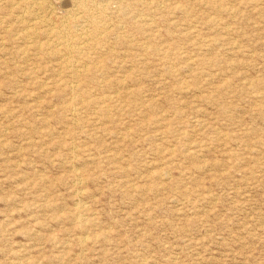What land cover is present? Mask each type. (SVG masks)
I'll return each instance as SVG.
<instances>
[{
  "label": "rangeland",
  "instance_id": "374dc122",
  "mask_svg": "<svg viewBox=\"0 0 264 264\" xmlns=\"http://www.w3.org/2000/svg\"><path fill=\"white\" fill-rule=\"evenodd\" d=\"M212 1L0 0V264H264V1Z\"/></svg>",
  "mask_w": 264,
  "mask_h": 264
},
{
  "label": "bare ground",
  "instance_id": "6f19581e",
  "mask_svg": "<svg viewBox=\"0 0 264 264\" xmlns=\"http://www.w3.org/2000/svg\"><path fill=\"white\" fill-rule=\"evenodd\" d=\"M2 1V0H1ZM107 1V0H106ZM143 1V0H142ZM189 1V0H188ZM192 1V0H191ZM195 1V0H194ZM210 0H208V2H209ZM212 1V0H211ZM214 1H216V0H214ZM214 1H212V2H214ZM218 1V0H217ZM224 1V0H223ZM222 1V2H223ZM234 1V0H233ZM242 1V0H241ZM250 1V0H249ZM248 1V2H249ZM259 2H260V0H258ZM264 1V0H263ZM62 2V1H61ZM152 2H154V1H152ZM203 2V1H202ZM202 2H200L201 4H202ZM226 2V3H225ZM18 3V2H17ZM17 3H15V4H17ZM65 3V2H64ZM158 3H159V1H158ZM157 3V4H158ZM176 3V2H175ZM197 3V2H196ZM210 3V2H209ZM224 3L225 4H227V1H224ZM232 3H235V2H232ZM239 3V2H238ZM30 4V3H29ZM63 4V3H62ZM76 4L78 5V6H82L83 8H86V7H88V2H87V0H76ZM98 4V3H97ZM122 4H124V3H122ZM179 4V3H178ZM189 4V3H188ZM188 4H187V6H188ZM217 4H219V3H217ZM220 4H222L221 2H220ZM248 4V3H247ZM257 5H258V3H256ZM263 4H264V2H263ZM32 5V4H31ZM30 5V6H31ZM48 5H50V4H48ZM68 5H69V3H68ZM181 4H179L178 6L179 7H181L180 6ZM207 5V4H206ZM216 5V4H215ZM230 5V4H229ZM229 5H225V7L226 6H229ZM236 5V4H235ZM235 5H232V6H235ZM241 5V4H240ZM239 5V6H240ZM250 5H252V4H250L249 3V6ZM260 5V4H259ZM16 6V5H15ZM63 6H65V4L63 5ZM99 6H101V5H99ZM155 6H156V4H155ZM197 6H198V4H197ZM196 6V7H197ZM202 6H203V4H202ZM205 6V5H204ZM208 6V5H207ZM210 6H212V4L210 5ZM214 6V5H213ZM220 6H222V5H220ZM231 6V5H230ZM256 6V5H255ZM49 7V6H48ZM47 7V8H48ZM192 7V6H191ZM193 7H195V5L193 6ZM201 7V6H200ZM209 7V6H208ZM216 7H219V5L218 6H216ZM225 7H223V9H224V11H226V9H225ZM242 7V6H241ZM253 7V6H252ZM252 7H251V9H252ZM40 8V7H39ZM64 8V7H63ZM150 8H152V7H150ZM184 8V7H183ZM202 8V7H201ZM259 8V7H258ZM257 8V9H258ZM180 9V8H179ZM179 9H177L178 11L177 12H179ZM186 9H187V7H186ZM186 9H185V14L187 13V11H186ZM207 9H209L210 10V8H207ZM213 9V8H212ZM243 9V8H242ZM249 8H247V10H248ZM250 9V10H251ZM256 9V10H257ZM52 10V9H51ZM85 10V9H84ZM89 10V9H88ZM142 10V9H141ZM217 10V9H216ZM234 10V9H233ZM246 10V9H245ZM259 10V9H258ZM77 11V10H76ZM169 11V10H168ZM183 11V10H182ZM215 11V10H214ZM227 11H229V10H227ZM237 11V10H236ZM235 11V12H236ZM239 11V10H238ZM252 11V10H251ZM204 12V11H203ZM218 12V11H217ZM257 12V11H256ZM18 13V12H17ZM44 13V12H43ZM78 13V12H77ZM173 13H174V11H173ZM192 13V12H191ZM200 13V12H199ZM207 13V12H206ZM216 13V12H215ZM259 13V12H258ZM261 13H263V12H261ZM176 14V13H175ZM183 14V13H182ZM182 14H180V15H182ZM194 14V13H193ZM200 14H203V13H200ZM238 14V13H237ZM236 14V15H237ZM35 14L33 13V16H34ZM62 15H64V14H62ZM66 15V14H65ZM107 15V14H106ZM179 15V14H178ZM187 15V14H186ZM205 15V14H204ZM211 14H207V16H210ZM32 16V15H31ZM37 16V15H36ZM167 16V15H166ZM172 16V15H171ZM219 16V15H218ZM220 16H221V14H220ZM21 17V16H20ZM48 17V16H47ZM76 17V16H75ZM168 17V16H167ZM173 17V16H172ZM182 17V16H181ZM163 18V17H162ZM186 18V17H185ZM187 18H188V16H187ZM261 18V17H260ZM32 19V18H31ZM38 19V18H37ZM47 19V18H46ZM67 19V18H66ZM95 19V18H94ZM181 19V18H180ZM203 19H205V17L203 18ZM209 19V18H208ZM244 19H246V18H244ZM263 19V18H262ZM171 20V19H170ZM188 20V19H187ZM196 20V19H195ZM194 20V21H195ZM243 20V19H242ZM95 21V20H94ZM184 21V20H183ZM207 21H210V20H207ZM211 21H212V19H211ZM210 21V22H211ZM221 21V20H220ZM0 22H1V20H0ZM30 22V21H29ZM43 22V21H42ZM53 22V21H52ZM214 22V21H213ZM17 23V22H16ZM95 23H96V21H95ZM120 23V22H119ZM249 23V22H248ZM47 24V23H46ZM109 24V23H108ZM144 24V23H143ZM142 24V25H143ZM147 23H145V25H146ZM190 24V23H189ZM206 24V23H205ZM205 24H203V25H205ZM213 24V23H212ZM167 25V24H166ZM170 25V24H169ZM202 25V26H203ZM208 25V24H207ZM215 25V24H214ZM228 25V24H227ZM227 25H226V27H227ZM47 26H50V25H47ZM144 26V25H143ZM150 26V25H149ZM185 26V25H184ZM190 26V25H189ZM201 26V27H202ZM209 26V25H208ZM8 27V26H7ZM27 27V26H26ZM29 27V26H28ZM44 27V26H43ZM64 27V26H63ZM86 27V26H85ZM204 27H206V25L204 26ZM203 27V28H204ZM209 27H211V25L209 26ZM31 28H32V26H31ZM97 28V27H96ZM148 28V27H147ZM182 28H183V25H182ZM192 28V27H191ZM215 28V27H214ZM53 29V28H52ZM143 29V28H142ZM217 29V28H216ZM146 30V29H145ZM181 30V29H180ZM198 30V29H197ZM204 30V29H203ZM167 31V30H166ZM69 32V31H68ZM168 32H169V30H168ZM37 33V32H36ZM60 33V32H59ZM62 33V32H61ZM206 33V32H205ZM212 33V32H211ZM233 33H235V32H233ZM84 34V33H83ZM178 34V33H177ZM177 34H175V35H177ZM208 34V33H207ZM183 35V34H182ZM206 35V34H205ZM209 35V34H208ZM14 36V35H13ZM62 36V35H61ZM187 36H188V34H187ZM63 37V36H62ZM209 37V36H208ZM238 37V36H237ZM186 38V37H185ZM188 38V37H187ZM198 38H199V36H198ZM214 38V37H213ZM2 39V38H1ZM45 39V38H44ZM200 39H202V38H200ZM219 38H217L216 40H218ZM162 40V39H161ZM187 40V39H186ZM220 40V39H219ZM48 41V40H47ZM225 40H223V42H224ZM24 42V41H23ZM86 42V41H85ZM221 42V41H220ZM239 42V41H238ZM39 44V43H38ZM204 44H205V42H204ZM216 44V43H215ZM227 44V43H226ZM148 45V44H147ZM231 46V45H230ZM74 47V46H73ZM206 47V46H205ZM213 47V46H212ZM228 47V46H227ZM190 48V47H189ZM192 48V47H191ZM208 48V47H207ZM219 48H221V47H219ZM230 48V47H229ZM232 48V47H231ZM236 48H238V47H236ZM178 49H180V48H178ZM177 49V50H178ZM182 49V48H181ZM226 49V48H225ZM228 49V48H227ZM69 51V50H68ZM209 51V50H208ZM181 52V51H180ZM210 52V51H209ZM70 53V52H69ZM138 53V52H137ZM252 53V52H251ZM39 54V53H38ZM48 55V54H47ZM162 55H163V53H162ZM177 55V54H176ZM197 55H199V54H197ZM253 55V54H252ZM67 56V55H66ZM136 56H138V54L136 55ZM205 56V55H204ZM203 56V57H204ZM202 57V56H201ZM207 57V56H206ZM67 58V57H66ZM101 58V57H100ZM134 58H135V56H134ZM190 59V58H189ZM204 61V60H203ZM165 62V61H164ZM205 62V61H204ZM216 62V61H215ZM128 63V62H127ZM151 62H149V64H150ZM207 63V62H206ZM217 63V62H216ZM87 64V63H86ZM85 64V65H86ZM203 64V63H202ZM160 65H161V63H160ZM217 65V64H216ZM218 66V65H217ZM69 67V66H68ZM67 67V68H68ZM73 67V66H72ZM81 67V66H80ZM79 67V68H80ZM86 67V66H85ZM74 69H76V68H74ZM60 70V69H59ZM142 71V70H141ZM164 71H166V70H164ZM220 71V70H219ZM139 76V75H138ZM120 77V76H119ZM224 77V76H223ZM123 78H124V76H123ZM22 82V81H21ZM195 82V81H194ZM210 82V81H209ZM208 82V83H209ZM182 83H183V81H182ZM263 83H264V80H263ZM184 84V83H183ZM73 85H74V83H73ZM206 85V84H205ZM190 86V85H189ZM180 87V86H179ZM131 88V87H130ZM250 88V87H249ZM254 89V88H253ZM252 90V89H251ZM251 92V91H250ZM258 92V91H257ZM252 93V92H251ZM256 94V93H255ZM254 95V94H253ZM41 99V98H40ZM81 99V98H80ZM253 104V103H252ZM136 106V105H135ZM181 106V105H180ZM151 107V106H150ZM182 107V106H181ZM74 108V107H73ZM109 108V107H108ZM137 108V107H136ZM170 108V107H169ZM179 108V107H178ZM177 108V109H178ZM120 109V108H119ZM206 111V110H205ZM105 113H106V111H105ZM156 114V113H155ZM143 116H145V115H143ZM8 117V116H7ZM202 117V116H201ZM156 119V118H155ZM155 119H154V122H157V120L155 121ZM76 122V121H75ZM103 122V121H102ZM175 124V123H174ZM130 126V125H129ZM199 126V125H198ZM203 126V125H202ZM201 126V127H202ZM171 127V126H170ZM200 127V128H201ZM83 128V127H82ZM7 130V129H6ZM177 132V131H176ZM159 133V132H158ZM191 134V133H190ZM214 135V134H213ZM127 136V135H126ZM212 137V136H211ZM85 138V137H84ZM157 138V137H156ZM72 140V139H71ZM76 140V139H75ZM214 140V139H213ZM212 140V141H213ZM44 142V141H43ZM71 142V141H70ZM202 142H203V140H202ZM73 143V142H72ZM159 147V146H158ZM180 147H181V145H180ZM118 148V147H117ZM204 148V147H203ZM73 149V148H72ZM114 152H115V150H114ZM126 153V152H125ZM113 156V155H112ZM14 157V156H13ZM42 157V156H41ZM176 157V156H175ZM261 158V157H260ZM92 160V159H91ZM61 162V161H60ZM73 164V163H72ZM83 165V164H82ZM175 166H177V165H175ZM159 167V166H158ZM152 170V169H151ZM139 172V171H138ZM80 174V173H79ZM138 175V174H137ZM169 176H171V175H169ZM127 177H128V175H127ZM254 177V176H253ZM78 178H80V177H78ZM120 178V177H119ZM156 178V177H155ZM42 179V178H41ZM159 179V178H158ZM82 180V179H81ZM79 181V180H78ZM127 181V180H126ZM126 183V182H125ZM176 184V183H175ZM37 185V184H36ZM158 189V188H157ZM170 190L172 191V189L170 188ZM80 191V190H79ZM80 193H81V191H80ZM44 194V193H43ZM39 196V195H38ZM53 198V197H52ZM34 199V198H33ZM182 201V200H181ZM214 201V200H213ZM74 204V203H73ZM27 205V204H26ZM31 205V204H30ZM42 205V204H41ZM32 206V205H31ZM76 206V205H75ZM27 208V207H26ZM28 208H29V206H28ZM39 208V207H38ZM40 208H41V206H40ZM93 208V207H92ZM75 211V210H74ZM85 213V212H84ZM70 215V214H69ZM78 215V214H77ZM85 215H86V213H85ZM88 216V215H87ZM68 217V216H67ZM82 217H84V216H82ZM89 217V216H88ZM71 218V217H70ZM80 219V218H79ZM74 220V219H73ZM75 220H76V218H75ZM89 220V219H88ZM95 220V219H94ZM93 220V221H94ZM86 221V220H85ZM125 223V222H124ZM119 225V224H118ZM104 228V227H103ZM77 236V235H76ZM82 236V235H81ZM84 241V240H83ZM80 243V242H79ZM81 244H82V242H81ZM119 253V252H118ZM177 255V254H176ZM144 260V259H143ZM171 262V261H170ZM178 263V262H177Z\"/></svg>",
  "mask_w": 264,
  "mask_h": 264
}]
</instances>
